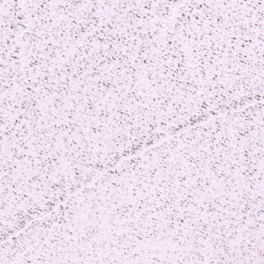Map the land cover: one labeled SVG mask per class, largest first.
<instances>
[{
  "label": "snow or ice",
  "instance_id": "6c2138e0",
  "mask_svg": "<svg viewBox=\"0 0 264 264\" xmlns=\"http://www.w3.org/2000/svg\"><path fill=\"white\" fill-rule=\"evenodd\" d=\"M0 264H264V0H0Z\"/></svg>",
  "mask_w": 264,
  "mask_h": 264
}]
</instances>
